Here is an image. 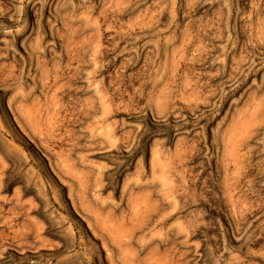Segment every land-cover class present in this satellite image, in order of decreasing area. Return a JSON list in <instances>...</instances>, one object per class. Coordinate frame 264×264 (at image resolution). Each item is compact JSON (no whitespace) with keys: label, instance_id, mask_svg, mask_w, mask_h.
I'll return each mask as SVG.
<instances>
[{"label":"rangeland","instance_id":"rangeland-1","mask_svg":"<svg viewBox=\"0 0 264 264\" xmlns=\"http://www.w3.org/2000/svg\"><path fill=\"white\" fill-rule=\"evenodd\" d=\"M118 242L127 264H264V0H0V264Z\"/></svg>","mask_w":264,"mask_h":264},{"label":"bare ground","instance_id":"bare-ground-1","mask_svg":"<svg viewBox=\"0 0 264 264\" xmlns=\"http://www.w3.org/2000/svg\"><path fill=\"white\" fill-rule=\"evenodd\" d=\"M68 32L69 33H67L69 36H65V35H63V34H60V31L58 30V28H56V27H53L52 29H51V33L53 34V35H55L56 37H59V38H61L63 41H65V42H68V44H70V43H76L75 44V47L73 48V50H72V54H73V56H74V59H76V61H80L81 60V58L82 57H84V55H85V53L90 49V47H91V44H89V42H86V41H83V42H80V43H77L76 41H74V40H72L71 39V37H70V35H72L74 32H75V30H73V28L72 27H70L69 29H68ZM98 47V46H97ZM65 48V47H64ZM67 49V48H66ZM98 52V51H97ZM67 55V54H66ZM69 56V55H68ZM71 63V62H70ZM98 64V63H97ZM97 67V66H96ZM80 69V68H79ZM76 71V70H75ZM91 74V73H90ZM94 74V73H93ZM89 75V74H88ZM119 75V74H118ZM92 77H94V76H92ZM92 77H90L89 79H90V81H92L93 82V78ZM118 77V76H117ZM122 80V79H121ZM121 80H120V82H121ZM89 81V82H90ZM96 83V82H95ZM97 83H99V81L97 82ZM100 84V83H99ZM95 85V84H94ZM93 85V86H94ZM98 87L100 86V85H98V84H96ZM96 86V88H94V87H92V88H94V89H98V87ZM122 86V85H121ZM101 88V87H100ZM91 89V88H90ZM121 89V91L123 92V88H120ZM101 90V89H100ZM96 91V90H95ZM100 92H102V91H100ZM99 92V93H100ZM105 93V92H104ZM95 94H97L96 92H95ZM108 94V93H107ZM98 95V94H97ZM96 95V96H97ZM103 95V94H102ZM100 96H101V94H100ZM104 96H106V95H104ZM103 97V96H102ZM102 97L99 99V100H101L102 101ZM108 96H106V97H104V99L105 98H107ZM92 99V98H91ZM110 100V99H109ZM109 100H107V102L109 101ZM103 103H104V101H103ZM105 103H106V101H105ZM109 103V102H108ZM111 103H109V105H110ZM103 105V104H102ZM88 106V105H87ZM105 106H107V105H105ZM104 106V107H105ZM110 106H112V105H110ZM109 106V107H110ZM103 107V106H102ZM101 107V108H102ZM104 107L102 108V109H104ZM108 106L104 109V111L106 110V112H107V108H109ZM112 108V107H111ZM111 110V109H110ZM109 110V111H110ZM103 111V113H105ZM109 111H108V113H109ZM107 113V114H108ZM106 114V115H107ZM110 127H111V124L109 125ZM113 130L114 129V127H113V125H112V127L110 128V130ZM155 151V150H154ZM153 155H154V153H153ZM171 172V171H170ZM167 173H169V171H165L164 172V174H165V176H167ZM235 180V179H234ZM166 184V183H165ZM165 184H163V185H165ZM168 185H166V187H167ZM170 186V185H169ZM181 189H182V192L180 193V195L181 196H183V197H186L187 196V194H188V191H189V186L186 184V183H184V184H181ZM168 190V189H167ZM169 191V190H168ZM180 191V190H179ZM235 192H236V189H235ZM168 193V195H169V192H167ZM170 193L172 194V195H176V194H178V189H177V187H173V188H171L170 189ZM171 195V196H172ZM171 196H169V197H171ZM174 199H176V196L174 197ZM235 215H236V213H234ZM106 221L105 222H107L108 221V224H109V222L110 221H112V217H111V214H107L106 216H105V218H104ZM102 221V220H101ZM104 223V222H103ZM106 225V224H105ZM113 242H115V241H113ZM116 244H117V241H116ZM103 245L104 246H106V244L105 243H103ZM118 247H119V249H118V252H119V254H117L118 252H117V250H115V252H113V254L111 253L109 256H110V260H109V264H127V261L125 260V257H123L121 254H124V252H123V243L122 242H118ZM108 252V251H107Z\"/></svg>","mask_w":264,"mask_h":264}]
</instances>
